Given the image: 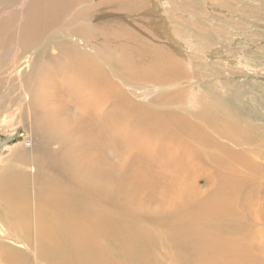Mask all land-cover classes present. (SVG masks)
I'll return each instance as SVG.
<instances>
[{"label": "bare ground", "instance_id": "bare-ground-1", "mask_svg": "<svg viewBox=\"0 0 264 264\" xmlns=\"http://www.w3.org/2000/svg\"><path fill=\"white\" fill-rule=\"evenodd\" d=\"M62 1H73V14H63ZM141 1L17 0L6 13L14 15L0 14V70L30 69L0 91V128L12 125L14 110L25 124L31 118L35 141L26 143L36 149L31 160L14 151L0 175V264H255L254 248L264 252L255 247L263 230L251 232L264 219L248 226L243 214L256 199L245 187L259 173L240 133L250 129L224 125L218 97L187 93L203 105L186 108L167 90L183 78L171 54L158 42L147 47L123 21L102 19L123 9L133 17ZM152 27L169 39L161 20ZM156 57L174 78L140 69ZM134 82L145 85L130 89ZM22 165L35 174L37 211H23L24 195L13 193L31 181Z\"/></svg>", "mask_w": 264, "mask_h": 264}, {"label": "rangeland", "instance_id": "rangeland-1", "mask_svg": "<svg viewBox=\"0 0 264 264\" xmlns=\"http://www.w3.org/2000/svg\"><path fill=\"white\" fill-rule=\"evenodd\" d=\"M16 1L5 5L3 8L0 6L1 16L14 15V13H6L11 4ZM141 3L144 7H141V11L134 14L133 17L131 14L128 17L123 9L107 13L108 17L105 16L102 19L105 21L108 18H117L120 22L123 21L131 27V32L135 33L139 37L138 39L149 42L150 45L147 47H157L159 44L160 47L171 54L170 56L176 62L175 68L182 70L181 75L183 78L177 82L171 81L167 90L175 92L172 97L184 102L186 108L200 110L199 107L203 105V103L197 104L196 100L194 101L192 97L187 96V93L194 92V97L208 94L210 96L207 100L210 101H215L212 98L218 97L219 99L216 102L219 104V108L215 109H218L217 111H220L221 115L223 113L229 115L223 117L224 125L230 126L232 121H237L240 123V128L250 129L248 131L241 130L240 133L250 137L248 143L245 144L246 149L244 152H248V154H245L251 157L253 166H257L259 173L257 172L254 175L256 183L254 185L248 184L249 187H245V193L248 190L256 192V199L247 198V201L249 199L248 202L251 203L252 211H243V214L248 217L251 215L246 222L248 226L253 225L255 216H259L263 220L264 211L258 210L259 208L264 209V205H260L264 197V0H142ZM82 4L75 7L78 8ZM58 5L59 8L63 9L64 15L68 16L70 11L73 14V1H62ZM152 6L155 7L154 11H151ZM101 8H103V11L110 9L108 7ZM148 9L151 12L145 11ZM19 10H24V7ZM96 11L99 12L100 10ZM145 13L148 15H144ZM156 20H161L162 25L170 35L169 39L166 35L159 33L158 30H156L157 34L159 33L158 35L154 33L155 28L152 25L155 24ZM18 21L21 20L18 19ZM124 43L127 46H132V39H126ZM30 54L31 50H28L25 58L29 57ZM147 56L155 57V55ZM39 58L43 59L44 56H39ZM154 59L156 61L150 68L142 67L140 69L157 70L161 74L169 73L174 78L173 72L167 63L160 65L157 63V57ZM27 60L24 59L23 61ZM20 67L22 71L17 76L23 78L21 74L28 73L30 69L29 66L26 67V64ZM120 68L124 70L127 67L121 64ZM131 68L135 69L137 67L132 65ZM113 71L114 68L109 73L112 74ZM17 76L12 71L11 66L6 67L5 70H0V79H2L0 91L3 92L5 88L8 89L11 84L18 85L16 80L19 78ZM58 80L61 81L59 78ZM141 84L137 85L134 82L131 84L130 89H142L139 86ZM146 86L150 88L154 85L150 83ZM180 89L185 90V93L176 92ZM38 96L41 95L38 94ZM34 99L38 100L40 98L34 97ZM42 105H44V102ZM31 106L27 107V112L30 111ZM14 109H16L15 106H10L8 112H12ZM155 109L161 112L166 108L156 107ZM14 112L15 110L12 112L14 117L7 120L10 123L9 126L11 123L12 125L7 127L8 129L0 128L2 129L0 131V175L11 163L9 158L14 151L22 149L30 160L36 154L34 146L32 145L30 148L29 144L26 143L31 141L33 144L35 141V133L30 126L31 118L28 119L26 116L27 123L25 124ZM165 114L167 112H164ZM187 114L189 115L188 112ZM45 122L47 124V119ZM123 124L125 125V123ZM156 125L160 124L156 123ZM24 144L28 146H24ZM53 147L56 150L58 149L57 145ZM14 164L18 165L17 162ZM21 168H24L30 175L31 181L27 184L25 193L20 182L16 183L13 193L18 198L24 195L21 200L19 199V207L23 211H37V189L33 182L35 174L29 172L28 165H22ZM198 181L200 186L204 185L201 179H198ZM250 186L252 187L250 188ZM252 188L253 190H251ZM3 223L6 222L0 220V224L3 225ZM261 229L264 232V223L252 228L251 232L259 233ZM214 237H224V235ZM263 237L261 239L256 238V243L259 244ZM258 244L255 247L261 246V248H264V244ZM10 245L17 246L12 243ZM254 249L255 264H259L260 260V264H264V252L260 249ZM14 251L18 254L19 249Z\"/></svg>", "mask_w": 264, "mask_h": 264}]
</instances>
